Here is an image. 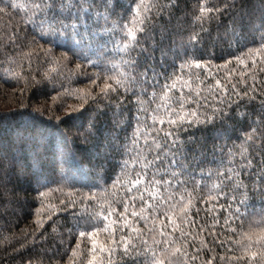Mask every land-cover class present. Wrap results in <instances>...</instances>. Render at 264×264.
<instances>
[{
	"label": "snow or ice",
	"instance_id": "obj_1",
	"mask_svg": "<svg viewBox=\"0 0 264 264\" xmlns=\"http://www.w3.org/2000/svg\"><path fill=\"white\" fill-rule=\"evenodd\" d=\"M0 89L18 264H264V0H0Z\"/></svg>",
	"mask_w": 264,
	"mask_h": 264
},
{
	"label": "trees",
	"instance_id": "obj_2",
	"mask_svg": "<svg viewBox=\"0 0 264 264\" xmlns=\"http://www.w3.org/2000/svg\"><path fill=\"white\" fill-rule=\"evenodd\" d=\"M188 3L191 4L192 0H188ZM179 15V14H178ZM180 21L174 20L173 24L177 25L179 24ZM35 102V99L33 100ZM15 108V104L13 102V99L10 95L6 94L5 89H0V112L7 111L8 109H13ZM81 152L87 153L86 148H81ZM83 161L81 160V163ZM71 164V162H70ZM25 189H27V184L23 185ZM27 193L26 192H21V196H25ZM7 235V233H5ZM14 247H17L14 242L11 241H6L3 239V236H0V264H18L19 257L15 256L13 254L12 249Z\"/></svg>",
	"mask_w": 264,
	"mask_h": 264
}]
</instances>
